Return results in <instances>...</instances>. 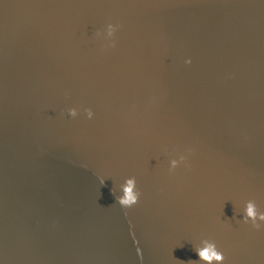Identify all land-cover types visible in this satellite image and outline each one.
Segmentation results:
<instances>
[{
  "label": "water",
  "instance_id": "obj_1",
  "mask_svg": "<svg viewBox=\"0 0 264 264\" xmlns=\"http://www.w3.org/2000/svg\"><path fill=\"white\" fill-rule=\"evenodd\" d=\"M247 199L264 211V0H0V264H206L202 238L264 264Z\"/></svg>",
  "mask_w": 264,
  "mask_h": 264
},
{
  "label": "clouds",
  "instance_id": "obj_2",
  "mask_svg": "<svg viewBox=\"0 0 264 264\" xmlns=\"http://www.w3.org/2000/svg\"><path fill=\"white\" fill-rule=\"evenodd\" d=\"M119 25L112 22H108L102 30L97 31L98 37H104L109 40L111 46H115V40L113 37L118 29ZM186 64L191 63L190 58L185 60ZM84 113L90 120L94 117L92 108H84ZM67 114L70 117H76L78 115V109L76 107L67 108ZM190 151V149L188 150ZM186 161V155L179 154L177 157L170 158L168 161V171L172 172L181 163ZM100 183H104V178H99ZM121 194L116 197L118 204L124 208H131L139 202L141 192L137 188V179L135 176L130 175L124 178V182L121 184ZM239 222L243 224H250L252 228L260 230L264 228V211L258 208V205L254 199H247L243 202V206L240 209ZM199 261L206 262V264H224L225 254L218 247L216 241L212 238H202L200 244L194 249ZM189 264H197L196 261H189Z\"/></svg>",
  "mask_w": 264,
  "mask_h": 264
}]
</instances>
